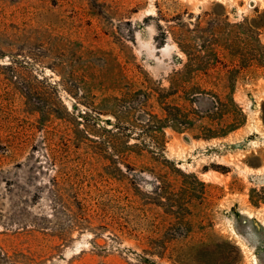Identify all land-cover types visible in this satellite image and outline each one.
<instances>
[{
	"label": "rangeland",
	"instance_id": "1",
	"mask_svg": "<svg viewBox=\"0 0 264 264\" xmlns=\"http://www.w3.org/2000/svg\"><path fill=\"white\" fill-rule=\"evenodd\" d=\"M257 117L264 0H0V264H264Z\"/></svg>",
	"mask_w": 264,
	"mask_h": 264
},
{
	"label": "bare ground",
	"instance_id": "2",
	"mask_svg": "<svg viewBox=\"0 0 264 264\" xmlns=\"http://www.w3.org/2000/svg\"><path fill=\"white\" fill-rule=\"evenodd\" d=\"M168 49V48H167ZM167 49H163V52H165ZM258 115V113L256 114ZM253 119V118H252ZM253 121V120H252ZM248 135L251 137V136H259V137H262L264 138V126H263V123H262V120L261 118L257 117L254 121H253V124L251 125V130L250 132L248 133ZM263 142V141H262ZM249 144H255L254 141H250ZM217 164L220 165L219 162H217ZM234 169L242 174L245 178L249 175L251 176V173L249 172V170L247 168H241L239 165H233ZM259 176V175H258ZM257 176V177H258ZM261 177L263 180H264V174L262 176H259ZM242 214L245 215L247 218L249 219H252L253 218V214L252 212H250L249 210H243L242 211ZM262 225L264 226V221L262 223Z\"/></svg>",
	"mask_w": 264,
	"mask_h": 264
}]
</instances>
